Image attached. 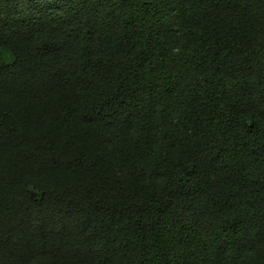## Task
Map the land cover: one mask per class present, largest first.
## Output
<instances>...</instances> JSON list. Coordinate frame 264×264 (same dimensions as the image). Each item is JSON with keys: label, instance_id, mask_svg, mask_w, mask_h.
<instances>
[{"label": "trees", "instance_id": "1", "mask_svg": "<svg viewBox=\"0 0 264 264\" xmlns=\"http://www.w3.org/2000/svg\"><path fill=\"white\" fill-rule=\"evenodd\" d=\"M0 264H264V0H0Z\"/></svg>", "mask_w": 264, "mask_h": 264}]
</instances>
